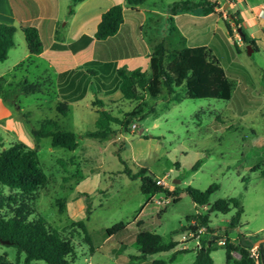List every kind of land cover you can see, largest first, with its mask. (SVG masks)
Listing matches in <instances>:
<instances>
[{
	"label": "rangeland",
	"instance_id": "1",
	"mask_svg": "<svg viewBox=\"0 0 264 264\" xmlns=\"http://www.w3.org/2000/svg\"><path fill=\"white\" fill-rule=\"evenodd\" d=\"M162 3L163 0L142 1L143 5L156 8L162 7ZM74 5H70V0H56L55 15L60 24L68 20L67 9L71 6L73 10ZM196 7L200 6L191 4L189 9ZM37 13L46 17L49 10L45 13L38 10ZM226 18L231 28L229 37L234 42L239 35ZM213 19L215 16L208 21ZM150 25L151 29L148 28ZM172 25L165 17H157L153 23L146 19L143 33L135 36L144 42L152 32L162 35L169 42L168 48L187 45V42L181 44L177 32L167 29ZM196 31L197 28L192 26L186 28L188 41H203L206 34L202 36ZM231 41L221 53L219 62L226 68L231 66L246 72V78L238 76L239 73L230 76V83L234 91L243 79L242 91L249 93L248 101L211 97L176 100L160 87L155 97L144 96L141 113L132 117L124 129L119 122L137 101L111 97L105 99L101 107L110 113V128L114 133L108 138H98L85 134L94 128L96 109L99 108L97 103H92L96 78L82 71L85 85L81 80L74 85L80 96L75 100H64L66 111L61 115L55 109L56 101L60 99L48 91V77L42 71L43 68L47 69L46 73L50 71L47 62L28 55L21 29H15L13 45L0 61V75L9 82L5 86L4 102L11 112L8 120L13 118L16 129L5 130L0 124V142L6 146L11 140L18 139L32 146L34 137L30 130L43 118H51L60 128L76 134L73 149L50 145L48 136L38 139L36 153L46 180L37 190L34 201L36 210L50 225L69 236L75 262L155 264L153 259H161L162 264H190L196 247L193 237L183 243L179 239L186 229L184 226L196 220L191 216L195 212L207 211L208 226L217 236L210 245L211 264H233L232 259L225 262L224 246L216 243L217 238L226 236L234 244L238 234H244L248 239L254 235L264 236V56L255 50L247 53L243 44L235 51ZM23 53L26 54L23 56ZM27 56L31 61L12 69L15 59L17 63L26 60ZM22 78L39 81L45 94L19 91L16 82ZM176 91L182 92L183 88L179 86ZM116 93H119L117 87ZM97 95L102 97L101 93ZM101 99L103 101V97ZM148 107L151 110L146 111ZM131 123L135 126L131 127ZM195 162L198 163L194 166ZM123 166L132 172L143 166L153 177L165 174L164 182L175 187L176 199L162 204L151 200L144 202L139 179L130 178L122 171ZM211 183H215L216 188L209 193L205 204H194L183 190L185 185L204 189ZM7 191V187L0 184V195ZM220 197L237 199L241 206L237 226L227 227L234 208L226 212L210 209L212 201ZM77 219L84 222L89 242L84 241L79 228L70 226V222ZM119 220L126 222L125 226L106 235L104 229ZM138 226L158 233L162 241L177 242L168 250L133 258L131 255L137 254L133 237ZM184 247L188 249L168 258L172 251ZM0 253L12 260L15 248L0 243ZM231 254L238 256L234 251Z\"/></svg>",
	"mask_w": 264,
	"mask_h": 264
},
{
	"label": "trees",
	"instance_id": "2",
	"mask_svg": "<svg viewBox=\"0 0 264 264\" xmlns=\"http://www.w3.org/2000/svg\"><path fill=\"white\" fill-rule=\"evenodd\" d=\"M79 0H70V5ZM143 0H125L128 4H136ZM192 1L178 0L169 6L171 11L189 9ZM213 11L208 2L202 3V12ZM72 12L71 6L67 9V14ZM230 21L232 26L240 27L241 34L239 40L243 45L248 43L255 49L254 41L243 30L236 12H231ZM122 21V9L119 3H113L100 13L93 35L96 39H103L114 34ZM230 33L231 28L225 24ZM16 27L13 24L0 22V61L7 54L8 49L13 45V33ZM21 32L25 41L28 55L40 52L43 49V42L38 31L33 25L21 27ZM213 41V39H212ZM233 47L238 51L237 45L233 42ZM21 60L13 66V70L26 65L30 60ZM239 73L241 78L247 77L246 72L234 67H224L215 54L212 43L207 45L182 46L180 48H167L162 41H157L151 46L148 56V69L142 70L139 67L124 68L117 67L115 74L118 77V89L124 99L137 101L135 106L125 112L120 125L126 129V123L132 117L141 113V105L144 104L145 95L155 97L163 87L167 95L176 100L187 98L211 97L237 101V94H240L243 103L248 92L242 91L244 81L241 80L239 86L234 88L230 83V76ZM48 77V76H47ZM7 78L0 75V97L5 101V86L8 85ZM19 91L24 93H42L39 81H27L25 78L16 82ZM181 86L182 92L176 91ZM247 89L248 86H247ZM92 103H97L99 108L94 119V128L86 131L85 134L92 137L108 138L114 130L110 128L112 117L107 109L101 107L102 101L94 97ZM55 109L64 115L66 111L65 101L58 100ZM151 110L148 107L146 111ZM34 137L32 146L15 139L11 140L6 146L0 142V184L7 187V193L0 195V238L7 240V245L15 248L14 258L8 259L4 253H0V264H82L75 262L73 258L74 248L68 235L59 229H55L50 223L36 210L34 201L37 190L45 183L46 175L43 172L37 157L36 147L40 137L48 136L50 145H57L67 149L76 146V134L73 131L60 128L51 118H43L37 127L31 128ZM195 162L193 165H197ZM122 171L130 178L139 179V190L145 195V201L150 200L151 195L158 191H164L171 195L172 201L176 199L175 187L167 190L165 186L155 184L153 175L147 169L140 166L135 171L123 166ZM216 188L215 183L209 184L204 189H198L191 185H185L183 190L188 194L194 204L201 205L207 202L210 192ZM234 208L229 216L227 227H235L238 223L241 206L234 197L217 198L212 201L210 209L226 212ZM88 212V211H87ZM195 217L196 224L184 226L195 228L205 225V231L199 237L200 245L194 248V257L190 264H211L212 259L209 254L210 245L217 236L209 238L212 233L208 226V213L195 212L191 214ZM124 221L119 220L104 229L106 235L122 229ZM70 226L79 228L82 232L84 241L89 242V235L86 231L82 219L73 220ZM261 237L254 235L248 239L244 234L236 236V243L229 242L225 236L224 258L227 263L232 259L233 264H264V240L260 241L254 249H251L252 242ZM133 240L136 245L137 254H132L133 258H142L146 255L158 251L172 248L177 241H162L158 233L145 227L138 226ZM1 243V242H0ZM188 248H177L169 254V259L176 252L185 251ZM234 251L238 256L232 257ZM153 263L162 264L163 260L153 259Z\"/></svg>",
	"mask_w": 264,
	"mask_h": 264
},
{
	"label": "crops",
	"instance_id": "3",
	"mask_svg": "<svg viewBox=\"0 0 264 264\" xmlns=\"http://www.w3.org/2000/svg\"><path fill=\"white\" fill-rule=\"evenodd\" d=\"M175 1L178 0H163L162 7L156 8L143 5L142 1L130 5L125 0H79L68 20L60 24L55 15L56 0H0V22L13 24L19 30L25 25L36 27L43 42V49L32 54V57L43 58L47 62L50 71L46 73V68L42 71L48 76V91L60 100H75L80 96L74 85L79 80L82 84L85 83L84 72L96 78L94 97L101 101L103 97L102 102L111 97L119 99L121 95L120 92L116 93L118 80L115 69L139 67L145 70L151 46L157 41H162L167 48L169 46V42H166L162 35H154L152 32L146 41L137 40L135 34L143 33L142 27L146 19H149L150 23L157 20V17L169 19L173 25L167 29L178 33L181 44L187 42L184 46H191L212 43L219 59L231 41L225 27L226 23L230 25L226 17L230 19L229 14L236 12L244 32L254 41L255 49L251 47V51H258L264 56V18L258 15L259 4L263 0H188L200 7L171 11L168 5ZM205 2L212 6L213 11L202 12V3ZM113 3L121 5L122 21L114 34L96 39L93 32L100 13ZM38 10L44 13L49 10V15L41 16L37 13ZM212 16H215V19L208 21ZM190 26L197 28V34H206L203 41H188L190 37L186 28ZM148 28L151 29V25ZM234 42L239 49L242 42L239 38ZM231 43L233 44L232 41ZM25 54L23 53V56ZM16 60L13 64H16ZM78 76L82 78L79 79ZM99 93L101 98L97 95ZM236 97L237 101L239 98L242 101L240 94ZM9 115L10 108L0 97V124L5 130H14L16 125L13 118L8 120ZM173 180L177 181L175 178Z\"/></svg>",
	"mask_w": 264,
	"mask_h": 264
},
{
	"label": "built area",
	"instance_id": "4",
	"mask_svg": "<svg viewBox=\"0 0 264 264\" xmlns=\"http://www.w3.org/2000/svg\"><path fill=\"white\" fill-rule=\"evenodd\" d=\"M258 15L260 17L264 18V0L259 4ZM134 126H135V124L131 123V127H134ZM164 177H165V174H163L162 177H156L155 176L153 178L155 184L163 185L166 187L167 190H171L172 186L165 184ZM172 197H173V195H171L167 192L158 191V192L154 193L153 195H151L150 200L156 204H162V203H167V202L171 201ZM202 207H204V206H202ZM195 224H196V221L191 220L189 225H195ZM204 231H205V225H203V224H200V225L196 226L195 228L187 227L183 231V233L181 234L179 241L181 243H183L184 241H186V239L193 237L192 239H193L194 246L199 247V245H200L199 237L202 233H204ZM212 234L213 233H211L209 235V238H211ZM214 236H216V235H214ZM224 242H225V236H222V237H219L216 239L217 244L223 245Z\"/></svg>",
	"mask_w": 264,
	"mask_h": 264
},
{
	"label": "water",
	"instance_id": "5",
	"mask_svg": "<svg viewBox=\"0 0 264 264\" xmlns=\"http://www.w3.org/2000/svg\"><path fill=\"white\" fill-rule=\"evenodd\" d=\"M226 6V4L224 5V7ZM229 17H230V15H229ZM235 30H236V32L238 33V34H241V31H240V27L239 26H237L236 28H235ZM245 48H246V51H247V53H249L250 51H251V46L248 44V43H246L245 44ZM174 182H175V180H173ZM214 236V234H212L211 235V238ZM264 240V236H261V237H258L257 239H255L254 241H253V243H252V245H251V249H254L256 246H257V244L260 242V241H263ZM0 242L1 243H6L7 242V240H5V239H1L0 238Z\"/></svg>",
	"mask_w": 264,
	"mask_h": 264
}]
</instances>
